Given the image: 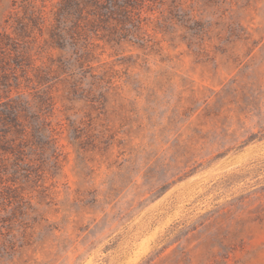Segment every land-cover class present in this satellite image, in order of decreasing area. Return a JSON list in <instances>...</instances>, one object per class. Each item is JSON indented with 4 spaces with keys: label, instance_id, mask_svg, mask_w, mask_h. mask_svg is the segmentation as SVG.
Instances as JSON below:
<instances>
[{
    "label": "rangeland",
    "instance_id": "374dc122",
    "mask_svg": "<svg viewBox=\"0 0 264 264\" xmlns=\"http://www.w3.org/2000/svg\"><path fill=\"white\" fill-rule=\"evenodd\" d=\"M62 1L0 0L31 67L25 131L0 123V264H264V0H149L117 42Z\"/></svg>",
    "mask_w": 264,
    "mask_h": 264
},
{
    "label": "trees",
    "instance_id": "16d2710c",
    "mask_svg": "<svg viewBox=\"0 0 264 264\" xmlns=\"http://www.w3.org/2000/svg\"><path fill=\"white\" fill-rule=\"evenodd\" d=\"M71 1L77 2L78 0H63L62 2L71 6ZM79 1L90 9V12L95 19L97 18L104 24L102 29H104L105 32L104 38H106L108 42H117L121 39H137L139 37L135 31H142L144 29L142 13L146 6L145 4L149 0ZM151 1L153 2V0H150V2ZM23 7L25 11H27V6L23 5ZM138 11H140V13H137ZM25 19V17H20L19 13L10 10L9 12L7 11V13L4 11L3 14H0V94L1 89H3V92L5 93L4 96L0 95V123H5L10 126V132L15 138L20 137L26 129L22 121V116L25 113V106H29V102H25L22 95L16 97H13L12 95L13 86L18 87L22 78H24L25 81L30 80L28 74L31 67L26 64L27 58L25 59L26 55L22 54L21 44L19 42V38L24 39L26 37L25 26L27 22ZM55 21L59 26L64 24L59 15L56 16ZM187 22L189 25L186 28L190 31L195 30L191 24H200V30L202 31L196 32V35L197 37H203L201 34L206 31V25L204 23L196 22L194 19H188ZM130 27L135 31L129 29ZM58 28L60 29L59 33L66 31L65 28ZM55 37H57V34ZM187 45L192 49L194 42H188ZM20 72L22 75L19 74ZM18 89H20V87H18ZM47 100L49 102L50 99L43 98L42 102H47ZM48 121L49 119L47 117L39 116L37 123L38 127L37 130L34 129L36 130L34 134L42 135L46 137L50 143H53L55 142L54 129L51 128ZM24 149L25 144L20 141L15 144V147L13 150H10L9 154L17 159L23 154L25 151ZM14 164L15 163L5 164V166H7V174L12 175L13 177L18 173V168H14ZM10 170L11 172L9 173ZM0 198L9 200L10 197L0 194ZM2 222H6V220L3 219ZM1 229H4V226L0 227V230ZM2 245L5 244L2 243Z\"/></svg>",
    "mask_w": 264,
    "mask_h": 264
}]
</instances>
